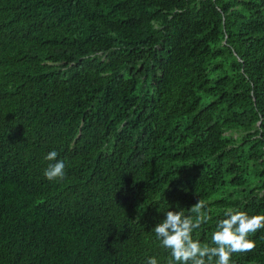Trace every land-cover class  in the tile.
Returning <instances> with one entry per match:
<instances>
[{"label": "trees", "instance_id": "obj_1", "mask_svg": "<svg viewBox=\"0 0 264 264\" xmlns=\"http://www.w3.org/2000/svg\"><path fill=\"white\" fill-rule=\"evenodd\" d=\"M199 199L264 216V0H0V264H167Z\"/></svg>", "mask_w": 264, "mask_h": 264}, {"label": "clouds", "instance_id": "obj_2", "mask_svg": "<svg viewBox=\"0 0 264 264\" xmlns=\"http://www.w3.org/2000/svg\"><path fill=\"white\" fill-rule=\"evenodd\" d=\"M58 152L50 151L44 157L49 161L44 176L49 180H63L66 176L65 162L58 160ZM206 205L201 199L191 208L195 216L185 215L183 210L167 211L166 218L158 223L154 231L161 246L170 251L167 264H231L233 254L253 251L255 242L249 237L264 229V216L249 215L244 211L229 208L224 219L219 220L212 233L211 244H201L193 239V230L207 221L203 211ZM136 222L139 223V217ZM146 264H158L155 257L148 258Z\"/></svg>", "mask_w": 264, "mask_h": 264}]
</instances>
